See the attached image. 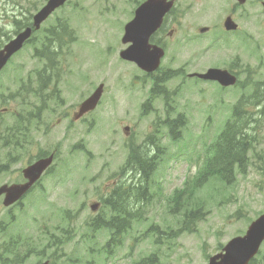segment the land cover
<instances>
[{
	"label": "rangeland",
	"instance_id": "obj_1",
	"mask_svg": "<svg viewBox=\"0 0 264 264\" xmlns=\"http://www.w3.org/2000/svg\"><path fill=\"white\" fill-rule=\"evenodd\" d=\"M40 1L0 0V43L5 39L1 28L13 30L15 20H20L24 10ZM141 1L68 0L53 15L67 23L64 43H53L55 48L51 47L43 38V31L37 32L33 39H38V50L44 45L50 48L54 53L53 63L33 56L32 41L1 72L0 94L20 92L30 100V106L23 109L26 113L18 121L27 130L16 147L17 140L10 132L4 133L10 144L2 145L1 124L16 120L11 113L21 106L0 104V184L18 180L24 162L36 154L59 148L54 168L43 175L36 188L19 204L10 208L0 204V226L5 228L0 240L19 259L9 264H36L46 258L58 264L68 257L78 264H130L150 254L156 256L159 264H205L230 237L243 233L247 224L264 211V172L256 167L257 151L248 153L246 173L237 172L233 182L225 183L204 173L205 181L191 186L217 131L226 124L225 132L233 124L231 108L237 98L252 89V84L241 88L245 72L239 73L240 86L222 90L216 83L187 78L189 72H179L181 76L167 83L172 90L170 106L165 108L162 99L157 98L150 106L151 112L148 106L142 109L147 99L146 78L133 64L118 57L119 50L125 46L120 41L123 26ZM239 20L245 41L241 50L237 41L238 49L223 46L220 50H206L203 43L192 45L191 40L184 46L166 50L163 69L181 66L184 70L204 71L210 66H240L242 61L241 65H249L250 71L255 66L259 69V79L255 77L251 82H264V45L257 48L255 43L258 40L264 43V10L258 0H249L240 9ZM55 23V20L48 23L51 30L61 31L62 23ZM240 51L244 57L238 59L235 55L241 54ZM46 67L52 69L55 87L37 94L38 74ZM100 82L104 83L100 103L83 122L67 128L69 117L64 115L62 123L41 129L69 109L71 115L75 106ZM42 104L44 107L40 109ZM3 107L8 110L1 111ZM246 108L248 112L244 116L251 115L255 121L250 125L252 129H244L241 135L255 134L258 145H264V101L257 108L252 104ZM167 109L172 116L181 115L184 126L173 140L167 127L159 123L156 138L163 154L151 175V198L143 209L145 219L124 232L119 245L105 246L111 229L105 226L99 231L88 229L93 217L102 215L108 219L112 215L98 195L110 178H115L131 143L145 153L151 149L145 137L155 129V122L165 118ZM75 142H81L85 152L72 149ZM184 185L187 191L180 196V199L186 196L183 206L202 205L205 213L192 232L180 231L182 210L178 208L173 216L169 208L173 192H180ZM96 201L101 206L92 213L90 205ZM150 224L152 232L147 228ZM155 231L164 235L159 237ZM59 243L64 246L58 247ZM62 251L65 257H59ZM256 260V264H264V245Z\"/></svg>",
	"mask_w": 264,
	"mask_h": 264
},
{
	"label": "water",
	"instance_id": "obj_2",
	"mask_svg": "<svg viewBox=\"0 0 264 264\" xmlns=\"http://www.w3.org/2000/svg\"><path fill=\"white\" fill-rule=\"evenodd\" d=\"M65 0H47L46 4L35 15V27L47 17L56 7L64 3ZM243 1V0H242ZM169 4L164 0H146L135 11L134 18L128 22L124 28L122 42H132L131 46L120 51V56L135 61L141 68L152 71L157 68L161 52L150 50L147 45L148 35L156 29L164 12ZM30 28L11 40L3 50L0 51V68L4 65L8 57L19 49L23 41L29 36ZM204 79L218 80L223 85L232 84L235 78L229 73L220 69H208L205 73L196 74ZM102 92V84L80 105L76 118L85 111L94 108ZM51 157L38 160L24 170V175L28 182L0 187V195L4 194V205H9L17 200L27 189L30 183L35 181L45 167L50 163ZM264 240V214L254 220L248 227L244 236H237L231 239L223 247L222 252L209 258L207 264H248L250 258L257 253L260 244ZM42 264H47L44 262Z\"/></svg>",
	"mask_w": 264,
	"mask_h": 264
},
{
	"label": "trees",
	"instance_id": "obj_3",
	"mask_svg": "<svg viewBox=\"0 0 264 264\" xmlns=\"http://www.w3.org/2000/svg\"><path fill=\"white\" fill-rule=\"evenodd\" d=\"M56 42V40L54 41ZM160 81L157 79L156 82ZM165 81V80H163ZM158 91H152L151 95H158ZM161 93V92H160ZM254 99L264 100L263 92H256L253 96ZM255 104V101L250 102ZM243 101L239 102L235 107V113L233 117V124H230L225 132H222L219 136V141L216 144V149L214 152V156L209 159L206 169L212 172H217V174H221L223 177L228 175H233L234 166H237L241 172H244L247 166V155L249 151L255 149V144L257 143V139L254 135H241L244 129L251 130L250 125L255 120L252 119V116L245 117V114H241L244 111V107H242ZM181 125V121L172 120L169 123L170 132L175 135L179 130V126ZM240 135V136H238ZM148 145H153L151 141ZM150 151V150H149ZM143 152L140 148L133 149L130 153L127 164L124 166L126 173L130 178L128 184H126L127 188L119 191L116 197H111L112 202V210H117L119 213H123L124 210H129L135 207L141 198V193L144 191L143 184L145 183L146 178L150 175L153 170V160L154 156H150V152ZM261 170L264 171V158L262 161ZM121 204V205H120ZM200 213V209L190 210L184 214L182 228L186 229L189 227V224L196 218H198V214ZM141 218V214L138 213V210L133 214L128 215V219ZM118 225L125 224V219L115 218ZM114 220H109L108 225L114 226ZM9 250L7 246L3 243H0V263L1 264H9L11 259L5 258V255L8 254ZM255 260H252L250 264L254 263ZM153 259L142 260L137 264H153Z\"/></svg>",
	"mask_w": 264,
	"mask_h": 264
},
{
	"label": "flooded vegetation",
	"instance_id": "obj_4",
	"mask_svg": "<svg viewBox=\"0 0 264 264\" xmlns=\"http://www.w3.org/2000/svg\"><path fill=\"white\" fill-rule=\"evenodd\" d=\"M173 1L175 7L165 15L160 30L151 37L152 43L159 44L166 48H168L169 45L178 47L183 45L180 41L175 42V33L174 28L172 27L174 23L181 22V10H186L183 18L190 24L191 31L194 32L196 29V35H193L192 39L193 45L201 43L207 45V38L209 41L218 39L220 33L227 30L225 27V19L227 17H231L232 20L236 22V7L238 4L235 0H230L233 9L227 5V0ZM260 2L263 3L264 1L260 0ZM38 8L36 3L35 12ZM178 8L181 9L178 10ZM33 11L24 10L20 20H18L17 24L14 26L12 33H15L31 24ZM189 14L191 18H188ZM193 20L203 21L204 23L194 24ZM201 26H204V29L201 30Z\"/></svg>",
	"mask_w": 264,
	"mask_h": 264
},
{
	"label": "bare ground",
	"instance_id": "obj_5",
	"mask_svg": "<svg viewBox=\"0 0 264 264\" xmlns=\"http://www.w3.org/2000/svg\"><path fill=\"white\" fill-rule=\"evenodd\" d=\"M121 205V204H120Z\"/></svg>",
	"mask_w": 264,
	"mask_h": 264
}]
</instances>
